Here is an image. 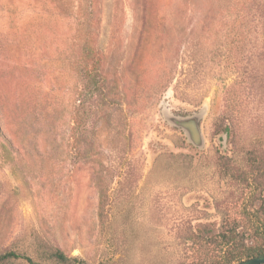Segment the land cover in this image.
Here are the masks:
<instances>
[{
	"label": "rangeland",
	"instance_id": "374dc122",
	"mask_svg": "<svg viewBox=\"0 0 264 264\" xmlns=\"http://www.w3.org/2000/svg\"><path fill=\"white\" fill-rule=\"evenodd\" d=\"M255 149L264 0H0L2 264L188 263Z\"/></svg>",
	"mask_w": 264,
	"mask_h": 264
},
{
	"label": "trees",
	"instance_id": "16d2710c",
	"mask_svg": "<svg viewBox=\"0 0 264 264\" xmlns=\"http://www.w3.org/2000/svg\"><path fill=\"white\" fill-rule=\"evenodd\" d=\"M227 127L230 133V126ZM247 164V168L238 169L232 176L239 184L234 207L223 212L224 220L218 226L190 227L181 244L195 258L176 264H233L264 254V150L250 151ZM20 257L15 252L5 253L0 255V264ZM54 257L59 264L71 262L60 248L55 250Z\"/></svg>",
	"mask_w": 264,
	"mask_h": 264
},
{
	"label": "water",
	"instance_id": "95a60500",
	"mask_svg": "<svg viewBox=\"0 0 264 264\" xmlns=\"http://www.w3.org/2000/svg\"><path fill=\"white\" fill-rule=\"evenodd\" d=\"M168 120L176 126L183 128L187 132L189 139L195 145H202V138L198 125L199 116L175 117L170 115ZM233 264H264V254L237 261Z\"/></svg>",
	"mask_w": 264,
	"mask_h": 264
}]
</instances>
